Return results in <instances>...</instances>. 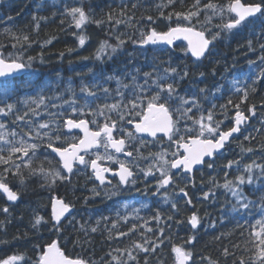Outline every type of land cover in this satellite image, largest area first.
Returning <instances> with one entry per match:
<instances>
[{
  "label": "snow or ice",
  "instance_id": "snow-or-ice-1",
  "mask_svg": "<svg viewBox=\"0 0 264 264\" xmlns=\"http://www.w3.org/2000/svg\"><path fill=\"white\" fill-rule=\"evenodd\" d=\"M184 2L185 0H166L156 6L157 19L169 22L166 31H158L156 27H151L157 23V19L152 15L137 19L134 10L139 5L136 2L131 3L130 8L128 3H122L118 11L109 5L110 10L104 12L103 17L99 19L95 17L91 8L86 11L83 4L72 7L65 5L61 15L70 18L69 27L79 30L73 34L76 35L80 47L89 39L84 34L87 25L95 24L98 28L109 26V35L111 30L118 31V27L124 25L134 29L133 36L139 32L138 39L128 36L133 44L141 48L149 45L165 46L167 49L180 48L185 55L190 53L191 57L195 58L194 63L197 67L203 59L211 56L215 42L225 36L236 35L248 29L256 41L264 40V0L258 2L192 0L186 10L177 11L175 6L177 4L184 6ZM166 8L171 9L167 15ZM173 18L177 21L175 26H171ZM37 19L47 18L33 16V20ZM142 21L149 24L147 29L142 26ZM60 23L63 25L65 20L61 19ZM36 28L38 30L39 23L36 24ZM4 34L10 35L15 41L12 44L13 48L17 44L23 47L24 44L31 46L33 43L28 34L17 35L11 33L9 29H5ZM125 35L123 32L115 35V45L109 43L107 39L101 40L96 49L95 59L101 60L104 55L112 59L113 56L120 54L127 43V40L122 38ZM53 39L55 38L48 39L45 44H51ZM178 41H186V47L182 46V43L178 44ZM3 47L4 45L0 44V48ZM247 47L249 51H257L253 46V39L247 40ZM258 47L259 65L252 60L248 63L250 68L253 65L259 67L258 77H264V67H260L264 65V42H260ZM67 51L70 53L73 50ZM63 55L64 53H60L61 57ZM34 59L29 56L26 62L22 55L10 53L5 56L0 52V117L7 118L12 115L14 116L12 123L22 125L20 132H17L15 128H9L7 123L0 120V193L8 202L20 199L19 189L14 190L10 185L9 176L18 178L20 186L37 177L41 180L40 186L51 191L57 184H71L72 177L80 171H90L89 178L98 181V184L90 189L93 197L100 196L98 189L103 187L105 195L111 199L119 194L123 186L136 185L138 179L142 177L145 183L144 190L154 188L152 195L161 196L164 203L170 204L173 212L178 214L179 202L173 197L184 199L186 205L194 207L188 188H196L195 173L201 172L205 166L215 170L216 157L225 154L231 140L238 138L237 134L247 131L246 125L257 114L255 104L247 108L248 115L242 109L241 106L249 99V87L240 80L234 79L229 89H224L223 85L216 86L215 93L211 94L212 100L225 99L227 96L224 103L211 102L207 88H199L197 92L182 95L179 91L180 85L190 77L192 69L187 65L182 67L180 64H173L171 56L166 61H160L159 57H155L158 62L152 64L148 71L134 69L127 74L128 83L120 77L105 76L102 71L98 75L89 68L88 72L92 74L93 82H81L79 91L83 94L82 104L78 102L75 90L69 82L66 90L72 93L70 99L63 100L61 104L52 103L53 99L62 100V96L46 97L41 90L37 97H29L22 102L26 110L21 113L16 102L8 101L17 92L18 75L31 68ZM199 76L203 78L205 73L200 72ZM113 79L117 84L115 89L104 86ZM98 80H102L103 83H97ZM98 91L103 93L104 103H97L100 100ZM251 91L255 92V88ZM216 93L220 95L217 96ZM233 95H239V102L234 103ZM108 100L112 102L109 103ZM204 101H208V107H205ZM261 107H264V103ZM49 108L60 110L53 112L49 111ZM42 114H46L48 119H33L41 117ZM218 116L224 119H217ZM227 119L231 120V125L227 126V130H223L222 125ZM261 123L264 125V120ZM73 130H79L82 135H75ZM252 131L259 133L261 129ZM164 137L169 142V148L161 147L158 151H151L150 148L160 144ZM254 139L251 132L244 135V140ZM146 149L147 155L144 151ZM261 150L264 151V145H261ZM254 151L252 147H241L242 153ZM241 159H230L223 166V183H220L215 175L209 177L212 187L202 193V199H214L215 189L222 188L226 193H230L235 201L228 202L231 204L228 210L231 213L243 216L252 215L254 209L259 210L260 219L250 225L249 243L252 247L245 249L250 253L249 258L246 261L241 257L239 264H264V163H257L253 159L241 166ZM142 161L146 162L143 166ZM106 174L118 178L117 184L112 185V179ZM107 186H111V189ZM244 186H254V194L257 196L255 200L250 199L249 194L245 193ZM88 199L89 197H85V201ZM49 201L51 209L49 218L46 219L34 212L31 227L38 230L40 227L51 225L53 231L61 234L64 221L71 215L74 205L61 196H50ZM123 207L128 208V205L124 204ZM141 207L147 205L142 204ZM9 211L8 206L0 207V212L5 216ZM133 211L136 213L133 219H143L138 214L139 209ZM116 216L117 219L110 220L109 217L101 215L95 222L96 226L86 228L84 224H80L76 231L84 234L85 243H90L87 239L89 232L96 233L102 221L111 224L109 227L108 223H105L109 240L130 238L139 229L153 233V228L148 227L149 220H144L142 224L132 223L126 231H121V223L127 225L129 216H121L119 211L116 212ZM151 220L157 225L153 233L154 239L140 232V240H133L128 247L122 249L117 247L110 251L107 255L111 259L106 264H140L141 254L143 264H149L150 257L155 258L157 264H163V260L156 254L157 250L165 245V241L171 239L165 235V227H170L168 221L175 220L176 223L184 221L176 220L174 215L164 217L158 208ZM3 223L4 221H0V224ZM187 223L193 230H198L201 226V217L193 211L187 217ZM162 224L164 226H161ZM240 226L237 222V227ZM195 239V235L190 236L185 243L192 244ZM79 242V239L75 241ZM35 247L38 254L33 264H96L95 261L83 258H69L57 240L46 246ZM171 251L175 254L174 264H188L193 260V253L182 246L172 245ZM113 252L118 255H113ZM222 255L227 258L234 253L230 252L228 247H224ZM24 260L23 254H12L0 259V264H21ZM201 260L207 261V264H219L210 256L201 257Z\"/></svg>",
  "mask_w": 264,
  "mask_h": 264
},
{
  "label": "trees",
  "instance_id": "trees-1",
  "mask_svg": "<svg viewBox=\"0 0 264 264\" xmlns=\"http://www.w3.org/2000/svg\"><path fill=\"white\" fill-rule=\"evenodd\" d=\"M133 2L139 5L134 10L137 19L148 15H152L154 19H157L158 10L156 6L166 2V0H6V2L2 3L0 5V44L4 45V47L0 49L6 55L10 53L22 55L26 62L29 56L35 58L27 74L23 78L17 79V92L8 102H16L17 107L22 111L25 108L22 102L29 97H37L43 90L42 94L46 97L62 96V100L53 99L51 101L52 103L61 104L63 100H68L72 96V93L66 90L69 82H71L76 98L82 104L83 94L79 91L81 82H93V76L88 72L89 68L93 69L98 75L102 71L105 76L120 77L124 79L125 83H128L127 74L133 72L134 69L140 68L142 72L148 71L152 64L158 62L154 59L155 57H159L160 61H166L171 56L173 64H180L182 67L187 65L192 69L190 77L180 85L179 91L182 95L189 91L190 93L197 92L199 88H207L209 89V100L220 104L225 102L227 96H225V99L212 100L211 94L215 93L216 86L224 84V89H226L229 78L237 76L244 69L243 64L245 61L258 59L260 54L258 44L264 42V40L256 41L250 35L248 29L216 41L211 56L204 59L197 67L183 51L179 52L177 50L179 48H174V50L165 49L164 51H161L159 47L139 48L137 44H133L132 40L128 39V36H132V39H138L139 32L137 31L133 36L134 29L127 28L124 25H120L118 31L111 30V35H109V26L98 28L95 24H89L84 29V34L89 39L83 47H80L76 35L73 34L79 30L69 27L70 18L61 15L64 12L65 5L72 7L83 4L86 11L91 8L95 17L99 19L103 17L104 12L110 10L109 5L118 11L122 3H128L130 8ZM249 2H258V0H249ZM191 3L192 0H185L184 6L177 4L175 8L177 11H184ZM168 11H171V9L166 8L165 15H167ZM33 16L37 18L46 17L47 19L33 20ZM9 17L12 19H9ZM61 19L65 20L63 25L60 23ZM201 19H203V15ZM37 23H39L38 30L36 28ZM176 23L177 21L173 18L171 26H175ZM142 26L147 29L149 24L142 21ZM151 27H156L158 31H165L169 27V22L157 19V23L151 25ZM5 29H9L11 33L21 36L28 34L33 43H31V46L24 44L23 47L17 44L13 48L12 44L15 41L11 39L10 35L4 34ZM121 32L126 33L122 38L126 39L127 43L120 54L113 56L112 59H108L107 55H104L101 60H96L95 54L99 42L107 39L109 43L115 45V35ZM53 37L55 39L52 40L51 44H45V41ZM248 39H253V46L256 47L257 51L248 50ZM67 49H72L73 51L69 53ZM60 53H64L63 57L60 56ZM85 57L87 59H84ZM213 71L215 74H213ZM200 72L205 73L203 78L199 76ZM96 82L103 83L102 80ZM104 86L115 89L117 87L116 80L113 79L104 84ZM252 88H255V92L251 91ZM216 95L219 96L220 93H216ZM98 96H100V100L97 103H104L103 93L98 91ZM232 99L235 103L239 102L240 97L239 95H233ZM107 102L111 103L112 101L108 100ZM204 102L205 107H208V101ZM262 103H264V87L262 82H254L249 87L248 101L241 107L247 112V108L255 104L257 114L247 131H243L232 144L228 145L225 154L216 159L215 170L206 167L196 175V188H188L194 207L186 205L184 199L173 197L178 199L180 209L178 214L174 213L170 208V204L164 203L161 196L152 195L154 188L150 187L142 195L141 202L136 205L133 204L123 211L120 205L113 200L107 201L103 198L93 200L94 197L92 195L90 197L85 188H74V186H71L70 189L64 188L60 192V195L66 201L74 205L73 213L64 221L61 234L53 231L51 225L34 230L31 227L34 212L39 213L46 219L50 216L49 198L47 197L49 194L48 189H42L40 179L34 177L26 182L29 190H21L20 200H24L22 197H25L27 202L23 201L13 206L12 209H9L7 216L0 212V221H4L3 224H0V259L12 254H23L25 260L21 264H33L38 254V249L35 246H46L57 239L66 255L95 261L96 264H106L111 259L107 255L110 251L117 247L121 249L128 247L133 240H140V232H144L146 236L154 239L153 233L157 225L155 221L151 220V217L155 215V211L158 208L164 217L174 215L176 220L184 221L183 223H176L175 220L168 221L170 227H165V235L171 239L170 241H165V245L158 249L156 254L163 260V264H174L175 254L171 251L172 245L182 246L193 253V260L189 261L188 264H193V261L195 264H207V261L201 260V257L207 256L218 261L219 264H234V261L239 264L241 257L247 261L250 253L245 251V249L252 247L249 243L250 225L255 224V221L260 218L259 210L254 209L252 215L244 214L241 216L228 211L231 207L228 202L235 203V201L230 193H226L224 189H215L216 197L214 199L203 200L202 193L212 187L209 183V177L212 175H215L220 183H223V166L230 159L242 158L241 166L244 163L251 162L253 159L257 163H264V151L261 150V145H264V125L261 123L264 120ZM65 108H67V105H65ZM49 111H53V108H49ZM33 119H48V117L46 114H42L41 117ZM0 120L9 125H16L12 123L14 120L12 115L7 118L0 117ZM227 121L229 119L225 120V122ZM253 129H261V132L252 131ZM249 132L255 137L254 140H244V135ZM241 147H252L255 151L253 153H242ZM201 177L203 183H201ZM141 181L144 183L143 180ZM73 189L81 193L80 197L84 195L89 197V199L82 201L85 198L79 199L74 194ZM244 191L249 194L250 199L255 200L257 198L256 194H254V186H245ZM142 204L147 205V207H141ZM3 205H5V200L0 197V207ZM133 209H139L138 214L143 218L142 220L133 219L136 215ZM117 211H119L121 216H129L127 225L121 223V231H126L132 223L142 224L144 220H149L148 227L153 228V233L146 232L145 229H139L130 238L109 240V233L105 230V223H108L109 227L111 224L110 222L102 221L96 233L89 232L87 239L90 240V243H85L84 234L76 231L80 224H84L86 228L96 226L95 222L101 215L109 217L110 220H115L117 219ZM193 211H196L198 216L201 217V226L198 230H193L187 223V217ZM69 221H71V224H69ZM237 222L241 225L240 227H237ZM161 226L164 225L162 224ZM24 233H27V235H23ZM112 235H115V233H112ZM193 235L196 237L195 241L192 244L185 243ZM18 236L20 238L16 239ZM217 237L220 239H216ZM77 239H79V243H75ZM233 245H238V247H233ZM224 247H228L234 255L225 258L222 255ZM113 255H118V253L113 252ZM140 264H143V254L140 257ZM149 264H157V260L150 257Z\"/></svg>",
  "mask_w": 264,
  "mask_h": 264
},
{
  "label": "bare ground",
  "instance_id": "bare-ground-1",
  "mask_svg": "<svg viewBox=\"0 0 264 264\" xmlns=\"http://www.w3.org/2000/svg\"><path fill=\"white\" fill-rule=\"evenodd\" d=\"M76 195H77V197L79 198V199H83V198H85V196L84 195H82L81 197L79 196V195H81V193H79L78 191L76 192ZM22 199H24V200H19L18 202H16L15 204H14V206H16L17 204H19V203H21V202H27V199H25V197H22ZM74 201H76V200H74ZM73 201V202H74ZM82 201H85V199H83ZM5 205H3V206H1V207H4ZM22 206V205H21ZM113 211H114V209H113ZM28 222V221H27ZM30 229V228H29Z\"/></svg>",
  "mask_w": 264,
  "mask_h": 264
},
{
  "label": "water",
  "instance_id": "water-1",
  "mask_svg": "<svg viewBox=\"0 0 264 264\" xmlns=\"http://www.w3.org/2000/svg\"><path fill=\"white\" fill-rule=\"evenodd\" d=\"M177 43H181V42L178 41ZM182 43H185V44L187 45V42H186V41H183ZM188 56L191 57L190 53L188 54ZM191 58L195 60V58H193V57H191ZM22 74H23V73H21V74H19V75H22ZM19 75H18V76H19ZM160 135H162V134H160ZM10 203H13V202H10Z\"/></svg>",
  "mask_w": 264,
  "mask_h": 264
},
{
  "label": "rangeland",
  "instance_id": "rangeland-1",
  "mask_svg": "<svg viewBox=\"0 0 264 264\" xmlns=\"http://www.w3.org/2000/svg\"><path fill=\"white\" fill-rule=\"evenodd\" d=\"M182 23V22H181ZM179 52H181V49L179 48V49H177ZM5 56H7V55H5ZM259 65V64H258ZM260 67H262V65H260ZM259 68V67H258ZM261 215V214H260ZM260 219V218H259Z\"/></svg>",
  "mask_w": 264,
  "mask_h": 264
},
{
  "label": "flooded vegetation",
  "instance_id": "flooded-vegetation-1",
  "mask_svg": "<svg viewBox=\"0 0 264 264\" xmlns=\"http://www.w3.org/2000/svg\"><path fill=\"white\" fill-rule=\"evenodd\" d=\"M113 182H114V180H113ZM73 192H74V194H76L77 190L73 189Z\"/></svg>",
  "mask_w": 264,
  "mask_h": 264
}]
</instances>
